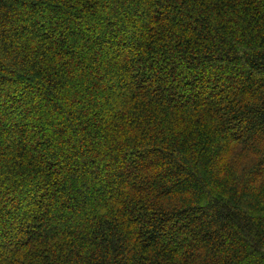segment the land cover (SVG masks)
<instances>
[{"label": "trees", "instance_id": "trees-1", "mask_svg": "<svg viewBox=\"0 0 264 264\" xmlns=\"http://www.w3.org/2000/svg\"><path fill=\"white\" fill-rule=\"evenodd\" d=\"M0 264H264V0H0Z\"/></svg>", "mask_w": 264, "mask_h": 264}]
</instances>
